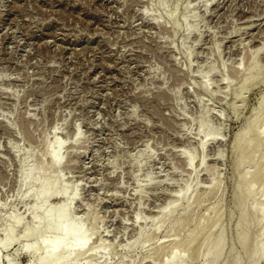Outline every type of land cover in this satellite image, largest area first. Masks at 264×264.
<instances>
[{
    "label": "rangeland",
    "instance_id": "1",
    "mask_svg": "<svg viewBox=\"0 0 264 264\" xmlns=\"http://www.w3.org/2000/svg\"><path fill=\"white\" fill-rule=\"evenodd\" d=\"M43 166L63 264H264V0H0V264L39 263Z\"/></svg>",
    "mask_w": 264,
    "mask_h": 264
},
{
    "label": "bare ground",
    "instance_id": "2",
    "mask_svg": "<svg viewBox=\"0 0 264 264\" xmlns=\"http://www.w3.org/2000/svg\"><path fill=\"white\" fill-rule=\"evenodd\" d=\"M161 4V3H160ZM176 22V21H175ZM176 23H174L175 25ZM177 25V24H176ZM200 131L204 134V136H209L210 129L205 126L201 125ZM251 136V135H250ZM238 139L235 141V144L238 143ZM245 145V144H244ZM57 149L60 148V146L56 147ZM53 159V164L55 166L60 164V160L53 155H51ZM192 160L190 159V162ZM241 161V160H240ZM40 170V175L35 181V184H38L39 187L37 191L34 193H28L26 196L31 197L34 199V208L35 210H41V214L36 217L37 227L32 230V232L25 230L24 237H36V240L40 242L41 245V252L39 253V263L38 264H63L64 263V257L56 258L55 253L62 249L64 252L65 257L70 256L72 251L76 247H81L84 249L90 240L91 237V228L89 230H83L80 226L76 225V221L69 216L70 212V202L75 199V194L73 193L69 197L66 194L65 190H62L58 192L55 188L57 186V181L53 183H48L44 179L41 178L48 175L49 169L43 166ZM32 172H28L24 178H23V185H29L33 178H32ZM246 176L241 177V181L239 182V187L237 190V199L243 200L252 190L251 188H248L247 182H246ZM264 186V184H263ZM188 188H185L183 192L181 193V198H184L186 196ZM192 197V196H191ZM190 197V198H191ZM52 198H61L63 203L58 207V209L54 212L49 210L48 208L43 207V204H46L50 199ZM178 198V197H177ZM43 203L42 207H39L38 204ZM264 212V209H262ZM264 214V213H263ZM170 215L169 213H163L162 217H167ZM264 218V217H263ZM248 219V213L246 211H242L241 216V222L246 223ZM17 220L14 222V224H17ZM45 224L47 228L53 232L54 237L49 239L45 235H40L38 229L39 227ZM215 225V224H214ZM240 225V224H239ZM246 226V225H245ZM46 228V229H47ZM47 229V230H48ZM204 238V237H203ZM244 238V237H242ZM200 242V241H199ZM213 242V241H212ZM29 243V242H28ZM243 244H245V241H242ZM200 244V243H199ZM13 245V241L8 240L5 244H0V253L4 250V247L10 248ZM198 245V244H197ZM210 242H206L204 247L205 251L203 256H206L207 253L210 251ZM32 245H26L25 249L29 251L30 253L34 254L35 251H32ZM190 251V250H189ZM177 253V252H176ZM174 251L168 252V261L167 264H183L184 257L177 255ZM232 257V256H231ZM233 258V257H232ZM230 264V263H229Z\"/></svg>",
    "mask_w": 264,
    "mask_h": 264
}]
</instances>
